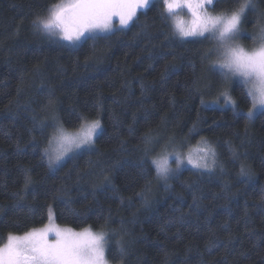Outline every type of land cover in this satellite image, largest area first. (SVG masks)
<instances>
[{"label":"trees","instance_id":"1","mask_svg":"<svg viewBox=\"0 0 264 264\" xmlns=\"http://www.w3.org/2000/svg\"><path fill=\"white\" fill-rule=\"evenodd\" d=\"M56 2L0 0V246L43 227L51 210L61 228L106 233L112 264H264V112L246 117L239 82L235 108L203 103L226 81L213 40L179 36L155 0L124 29L69 45L33 30ZM252 2L244 22L256 28L264 0ZM85 119L101 120L94 145L50 168L56 127ZM157 135L165 142L150 147ZM205 139L214 169L159 178L152 160L167 142Z\"/></svg>","mask_w":264,"mask_h":264},{"label":"snow or ice","instance_id":"2","mask_svg":"<svg viewBox=\"0 0 264 264\" xmlns=\"http://www.w3.org/2000/svg\"><path fill=\"white\" fill-rule=\"evenodd\" d=\"M73 3L76 7L65 27L61 29L63 39L67 41H78L86 33L111 32L114 27V18H118L120 26L126 27L136 17L139 9L148 8L150 0H73ZM163 3L165 11L170 15L177 4H182L191 12L192 22L188 28L183 27L182 23L176 25V33L182 38L204 36L206 32L211 31L213 38H216L218 32V38L221 40L236 38L245 12L250 7H255L252 0H239L238 7L230 14L212 17L208 14L205 5H211L213 0H163ZM256 40L260 42L259 47L251 52L231 47L227 49L230 59L236 56L242 60L238 68L247 65L264 67V25L260 26ZM217 63L221 62L218 60ZM223 95L227 102H231L227 92ZM81 119L84 118L81 117ZM100 127L99 119L91 122L85 119L75 133L66 131L63 126H57L51 140L48 141V147L44 149L49 167L63 160L74 149L92 145ZM145 142L150 141L146 139ZM203 151L205 149L198 148L195 153ZM207 152L211 153V156H200L189 152L186 157H181L179 152L168 153L153 159L152 163L155 165L157 175L167 179L168 174L173 171L170 166V158L173 156L177 169L186 160L187 164L195 169L211 170L217 161L213 149L208 147ZM241 175H248L243 167ZM28 183L30 180L26 178L25 187ZM101 239L102 237H98L89 228L75 232L71 228L59 227L49 210L48 222L43 227L33 228L22 236L8 235L7 243L0 246V264H37L38 260L41 264H106L104 250L101 247L93 248L87 243L89 240Z\"/></svg>","mask_w":264,"mask_h":264},{"label":"clouds","instance_id":"3","mask_svg":"<svg viewBox=\"0 0 264 264\" xmlns=\"http://www.w3.org/2000/svg\"><path fill=\"white\" fill-rule=\"evenodd\" d=\"M75 7L73 0H58V2L49 7L45 15H38L34 18L32 22L33 30L50 39H63L61 29L65 27ZM183 9L182 4H177L174 6V11L171 15L166 11L171 18L174 28L179 23H182L183 27L188 28L192 22V19L189 21L185 18ZM208 14L212 17H219L221 15H228L230 12L213 13L208 11ZM211 26L210 23L209 27L211 28ZM206 33L210 35L215 45L213 49V56L215 57L212 61L213 65L222 70V74L226 79H236L244 88L245 94L249 97L250 104V110L245 115L249 120H254L258 113L264 112V67L257 68L247 65L243 68H238V65L242 64V60L236 56H232L230 59L227 49L231 47L237 50L243 49L245 52H251L253 49H247L236 38L221 40L218 38V32L216 38L212 37L211 31ZM259 43L258 41L257 47H259ZM218 60L221 63H217ZM235 103L233 99V102L229 106L235 107ZM161 178L165 179L163 176ZM93 233L98 237H102V239L99 241L89 240L87 243L93 248L101 247L105 252L108 246L107 234L101 231ZM37 264H41V261L38 260ZM106 264H109V262L106 261Z\"/></svg>","mask_w":264,"mask_h":264},{"label":"rangeland","instance_id":"4","mask_svg":"<svg viewBox=\"0 0 264 264\" xmlns=\"http://www.w3.org/2000/svg\"><path fill=\"white\" fill-rule=\"evenodd\" d=\"M154 1L155 0H150L149 6ZM162 2H163V0H162ZM214 2H215V0H213V3L211 5H205V7L207 8L208 11H211L210 9L212 8ZM143 10H146V9H139L137 11V13L140 12V11H143ZM182 11H183V13L185 15V18L190 21L192 19L191 12L186 7ZM135 18L136 17H134L133 20ZM260 20L261 21L257 25L256 28H250V27H248L246 25V22H244V17L241 20L240 31H239V34L236 37V39H237V41L240 44H242L243 46H245L247 49H254V48H256L258 46V41L256 40V38L259 35L260 26L261 25H264V19L261 18ZM113 24H114V27H113V30L111 32H114V30H116V29H124L125 28V26H120L118 24V18H114ZM111 32H108V33H111ZM98 34H103V33H99V32H97L95 34H87L86 33L85 36L81 37L80 40H78V41H67V40H64V39H58V40L65 41V42H67V44L69 43V45L70 44L71 45H79V44L82 43V41H84V39L86 37L92 36V35H98ZM204 36H209L210 37V35L207 34V33H205ZM196 37H202V36H193V37H187V38L188 39H191V38H196ZM219 70H221V69H219ZM237 82L238 81L236 79H226V81L224 83H222V85L221 84L219 85V84L216 83V84H214V86L213 85L212 86H209L208 88H210V89H207L206 90L205 96H204V98L202 100L203 103L206 104V105H208V106H213V107H216V106H219V107H228L233 102V99H234L233 93H232V91H233V88H232L233 87V84L234 83H237ZM224 92H227L228 93V96L231 98V102H227L226 101V98L223 95ZM234 100L236 102V99H234ZM235 106H236V103H235ZM86 120L89 121V122L94 121L93 119H86ZM99 121H100L101 127H100V129L97 130V134L94 137V140H93L92 145H84V146H82L79 149H74L63 160H61L60 162H58L56 164H53L51 168L54 169L56 167H59V166H61L62 164L65 163V160H67V159L75 156L77 153H80L82 151H85V150L91 148L94 145L95 140L97 139V136L103 130L101 120L99 119ZM79 128H77L75 130H70V129H67V128H64V129L66 131H68V132L75 133V132H77L79 130ZM163 142H165L164 141V137H162L161 135H157V137H155L154 139H152V141H150V145H151L150 147H153V146H155L157 144H161ZM166 144L167 145H165V147L163 148L162 154L160 156H157V158H160V157L164 156L165 154L175 153V152H179L181 154V157H186L189 152H194L195 153V150L198 149V148H203V149H205V151L199 152V153H195V154L200 155V156H205V155L211 156V153H208L207 152V148L210 147L211 149L214 150V152H215V159H216V161H218V155H217L216 149H215V147H214L213 144H210V142L208 141V139L207 140L205 139L204 141H201L199 144H198V142H196V144H193V143L189 142L188 140H185V141H176L175 143H173V142H167ZM46 159H47V162H48L47 156H46ZM154 159H156V158H154ZM174 160H175V157L174 156L170 158V166L173 169V171H171L168 174L167 179H163V178L159 177L164 183L167 182V181H169L171 177H173L175 174H177L181 170L185 169L186 167L193 168L191 165H188L187 164V161L185 160V163L183 165H181V167L179 169H177L176 168V164L173 162ZM216 164H215V166L212 169H214L216 167ZM193 169H195V168H193ZM201 170H204V169H201ZM205 171H208V170H205ZM52 216H53V213H52ZM53 219H54V217H53ZM54 222H55V219H54ZM90 230L93 231V232H97V231L92 230V229H90ZM81 231H83V230H81ZM107 248L105 249V259H106V261L109 262V264H112L110 262V260L107 258Z\"/></svg>","mask_w":264,"mask_h":264}]
</instances>
